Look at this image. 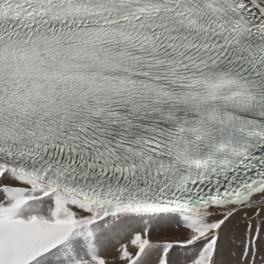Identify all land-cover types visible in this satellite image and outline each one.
<instances>
[{"label":"snow or ice","instance_id":"6c2138e0","mask_svg":"<svg viewBox=\"0 0 264 264\" xmlns=\"http://www.w3.org/2000/svg\"><path fill=\"white\" fill-rule=\"evenodd\" d=\"M0 264H264V0H0Z\"/></svg>","mask_w":264,"mask_h":264}]
</instances>
